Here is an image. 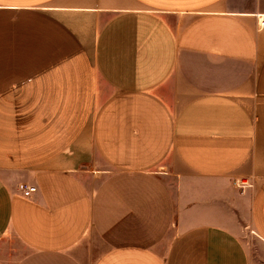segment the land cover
Segmentation results:
<instances>
[{
	"label": "crops",
	"instance_id": "crops-1",
	"mask_svg": "<svg viewBox=\"0 0 264 264\" xmlns=\"http://www.w3.org/2000/svg\"><path fill=\"white\" fill-rule=\"evenodd\" d=\"M260 19L0 0V264H264Z\"/></svg>",
	"mask_w": 264,
	"mask_h": 264
},
{
	"label": "built area",
	"instance_id": "built-area-1",
	"mask_svg": "<svg viewBox=\"0 0 264 264\" xmlns=\"http://www.w3.org/2000/svg\"><path fill=\"white\" fill-rule=\"evenodd\" d=\"M260 24L264 25V19H260ZM18 191L21 192V194L25 197H30L31 194L35 191V187L33 185H29L26 183H19L17 185Z\"/></svg>",
	"mask_w": 264,
	"mask_h": 264
}]
</instances>
